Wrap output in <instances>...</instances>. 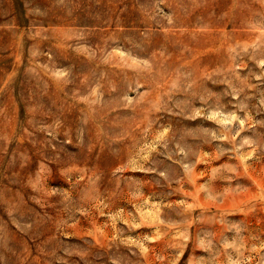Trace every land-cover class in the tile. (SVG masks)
<instances>
[{
    "label": "rangeland",
    "instance_id": "1",
    "mask_svg": "<svg viewBox=\"0 0 264 264\" xmlns=\"http://www.w3.org/2000/svg\"><path fill=\"white\" fill-rule=\"evenodd\" d=\"M0 264H264V0H0Z\"/></svg>",
    "mask_w": 264,
    "mask_h": 264
}]
</instances>
